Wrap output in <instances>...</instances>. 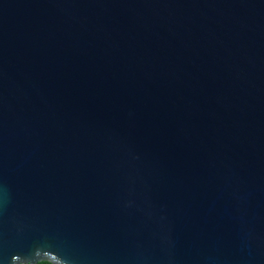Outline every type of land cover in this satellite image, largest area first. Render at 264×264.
Here are the masks:
<instances>
[{
	"label": "water",
	"instance_id": "obj_1",
	"mask_svg": "<svg viewBox=\"0 0 264 264\" xmlns=\"http://www.w3.org/2000/svg\"><path fill=\"white\" fill-rule=\"evenodd\" d=\"M264 264V0H0V264Z\"/></svg>",
	"mask_w": 264,
	"mask_h": 264
},
{
	"label": "trees",
	"instance_id": "obj_2",
	"mask_svg": "<svg viewBox=\"0 0 264 264\" xmlns=\"http://www.w3.org/2000/svg\"><path fill=\"white\" fill-rule=\"evenodd\" d=\"M38 264H51V263H49V262H40Z\"/></svg>",
	"mask_w": 264,
	"mask_h": 264
}]
</instances>
